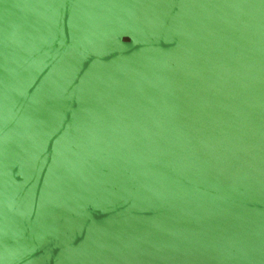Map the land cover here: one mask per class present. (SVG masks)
<instances>
[{
    "label": "water",
    "instance_id": "1",
    "mask_svg": "<svg viewBox=\"0 0 264 264\" xmlns=\"http://www.w3.org/2000/svg\"><path fill=\"white\" fill-rule=\"evenodd\" d=\"M0 264H264V0H0Z\"/></svg>",
    "mask_w": 264,
    "mask_h": 264
}]
</instances>
